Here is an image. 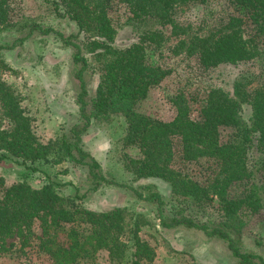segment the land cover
Here are the masks:
<instances>
[{"label":"trees","instance_id":"16d2710c","mask_svg":"<svg viewBox=\"0 0 264 264\" xmlns=\"http://www.w3.org/2000/svg\"><path fill=\"white\" fill-rule=\"evenodd\" d=\"M43 1L50 14L73 23L77 33L65 36L52 27L26 21L22 24L28 30L24 38L36 32L53 33L62 45L73 50L72 60L78 68L75 76L79 85L77 104L81 124L72 129L71 140L39 142L18 94L1 77L9 68L0 57V161H14L24 167L29 163L32 166L27 169L32 170L36 162H49L50 156L58 152L57 161L65 159L87 169L93 190L101 185L129 189L139 199L154 202L162 215L164 200L155 185L142 186L148 193L143 197L137 188L106 176L96 159L83 149L82 135L92 120H109L118 115L124 121V144L133 146L139 153V157H128L125 164L135 180L164 181L177 200L188 198L204 203L216 197L224 216L223 221L212 224L197 223L185 216L173 217L164 225L186 224L207 237L221 240L232 264H264L260 253L242 249L240 240L247 225L239 215L242 209L252 215L263 214L261 223H264V180L261 179L264 175V89L248 93L247 76L237 74L227 82H220L228 86L227 90L220 86L208 91L196 118L191 117L185 97L177 94L173 98L176 115L169 122L142 114L135 108L168 73L149 60L148 47L159 49L174 37L177 43L172 47L173 52L183 50L186 55L195 54L198 65L205 71L217 70L220 66L235 67L255 57L258 38L264 37V0H228L242 10L241 14L228 18L219 29L204 36L197 30L190 33L191 25L183 26L177 16L196 10L209 0H116L127 7L130 14L127 22L137 37L122 48L115 45L117 30L109 17V7L115 0ZM8 2L0 0V30L9 26ZM245 21L253 31L248 38L242 31ZM14 45H0V51ZM90 58L100 67L92 99L84 79ZM245 105L250 110L247 118L242 114ZM223 127L235 130L232 140L221 142L220 128ZM175 138L180 139L184 160L203 157L214 163L211 185L201 186L172 168ZM235 182H245L247 188L241 197L229 198L228 188ZM57 185L48 180L40 188L24 181L6 186L0 175L2 251L16 246L21 251L34 248L52 264H86L101 251L107 253L109 264H120L127 255L130 264L152 260V249L140 239L137 222L127 221L125 208L99 212L81 208L73 198L59 195ZM254 242L259 247L264 239L256 237Z\"/></svg>","mask_w":264,"mask_h":264},{"label":"rangeland","instance_id":"374dc122","mask_svg":"<svg viewBox=\"0 0 264 264\" xmlns=\"http://www.w3.org/2000/svg\"><path fill=\"white\" fill-rule=\"evenodd\" d=\"M9 26L0 30V45H13L11 49L0 51V57L8 66L2 73V79L18 94L20 104L31 119V127L39 142L59 141L63 138L72 139L73 128L81 124L77 95L79 85L75 73L77 66L72 60L73 50L61 44L58 37L51 33L43 35L33 33L27 38L28 30L22 27L26 21H35L44 27H52L56 31L75 35L77 29L65 18H57L46 10L43 0H9ZM241 9L228 0H209L196 10H189L177 16L180 24L191 25L201 36L215 32L228 18L239 16ZM109 17L117 30L115 45L126 47L137 39L127 20L130 17L125 5L113 1L109 7ZM242 31L246 38L253 32L249 22L242 23ZM167 33H169L167 31ZM82 39L83 36L81 35ZM177 38L171 37L159 49L148 47V58L167 71L165 79L152 88L144 100L139 101L135 108L138 112L152 118L169 122L176 115L173 98L182 94L187 100L190 115L196 118L197 109L204 104L206 95L212 87L222 86L235 75L247 76L248 93L264 89V37L260 36L255 57L247 62H239L234 66H220L217 70H203L198 65L197 56L186 55L183 50L176 53L172 47ZM90 66L84 72L88 95L92 99L99 81L100 67L90 58ZM243 117L249 116V107L243 106ZM2 126L6 123L1 120ZM235 130L230 127L220 128L221 142L234 138ZM124 121L118 116L109 120H92L86 133L82 135V145L100 164L103 172L115 181L137 188L143 197L148 196L145 185H155L164 200L162 215L152 201L139 199L129 189L101 185L93 190L84 166L57 161L60 153H54L49 162H36L32 168L18 165L14 161H0V175L6 186L18 182H26L33 188H40L48 180L58 184L56 191L62 197L73 198L81 208L99 212L114 207L125 208L127 221L137 222L139 237L153 251L151 261L143 260L141 264H232L225 244L218 239L205 236L201 231L184 224L166 227L173 217H189L197 223H219L224 220L218 200L198 203L192 199H175L166 182L146 179L138 182L127 171L125 164L128 157H139L133 146L125 145ZM174 157L172 168L182 177L209 186L214 174V163L206 158L188 161L182 158L179 138L173 140ZM57 161V162H55ZM264 180V175H262ZM211 185V184H210ZM247 186L245 182H235L228 188L229 198L241 197ZM75 194L78 197H74ZM180 213V215H179ZM246 222V228L240 240L242 249L260 253L264 257V243L256 246L254 238L264 239L263 214L252 215L249 210L239 212ZM262 224V225H260ZM261 236V237H260ZM12 241V240H11ZM131 251L129 250L128 253ZM129 255L120 264H130ZM0 264H52L46 255L37 253L34 248L19 250L18 246L2 251L0 248ZM86 264H109L106 252H99L95 259Z\"/></svg>","mask_w":264,"mask_h":264}]
</instances>
